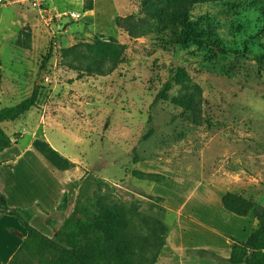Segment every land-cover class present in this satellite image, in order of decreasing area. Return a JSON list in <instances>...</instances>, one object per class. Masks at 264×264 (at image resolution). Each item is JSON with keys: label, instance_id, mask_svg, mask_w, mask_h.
<instances>
[{"label": "rangeland", "instance_id": "1", "mask_svg": "<svg viewBox=\"0 0 264 264\" xmlns=\"http://www.w3.org/2000/svg\"><path fill=\"white\" fill-rule=\"evenodd\" d=\"M53 5L63 16L52 21L30 8L0 7V109L17 104L39 85L33 120L41 122L38 115L46 111L56 126L70 132H53L65 146L54 169L58 179L82 170L66 154L74 160L82 155L81 163L100 177L74 214L90 217L99 205L125 212L130 237L133 241L134 234L137 241L135 264L152 257L154 250L142 239L150 236L154 220L172 228L170 247L182 228L184 247L211 248L195 221L212 226L221 221L218 194L229 171L251 175L254 167L264 166V0L192 4L193 36L179 44L155 31L130 39L116 26L117 18L142 17L140 0H93L91 10L84 9V0H53ZM110 38L125 48L121 63L108 75L81 74L68 64L75 62L71 56L61 55L66 48L90 55L85 44ZM176 67L200 89L196 115L177 102L189 99L177 85L167 100L157 96ZM2 127L17 138L13 131H31L34 123L17 120ZM150 127L152 136L143 140ZM135 170L164 179L139 180ZM178 210L189 219L181 217L178 223L173 213L165 214ZM237 219L227 227L241 236L245 224ZM25 257L20 256L21 264H29ZM196 258L178 256L177 262L197 264Z\"/></svg>", "mask_w": 264, "mask_h": 264}, {"label": "trees", "instance_id": "2", "mask_svg": "<svg viewBox=\"0 0 264 264\" xmlns=\"http://www.w3.org/2000/svg\"><path fill=\"white\" fill-rule=\"evenodd\" d=\"M207 0H140L142 17L133 15L117 18L115 24L122 29L130 39L146 36L153 31L163 40L172 44L187 41L193 36L192 27L188 21V11L192 4ZM93 0H84V9L91 10ZM84 48L90 55L76 51L75 48L61 50L62 57L71 56L75 62L68 63L71 68L81 74L108 75L113 72L122 61L124 45L114 38L108 41L95 40L85 44ZM50 58V52L41 63L44 69ZM105 63H109L105 67ZM172 85L180 87L188 100H177L190 115L199 113V87L190 83L189 77L182 68L176 67L170 72L159 93L158 98L168 99L167 92ZM40 87L34 85L29 97L21 102L0 109V123L12 122L29 111L37 102ZM196 122V121H195ZM154 128L150 127L142 137L146 140L152 136ZM11 138L0 128V152L11 147ZM133 177L153 183L164 179L160 174L133 171ZM65 200L63 201V206ZM224 210L237 216H244L253 211L257 221V228L253 230L245 241L231 239L230 264H264V205H259L251 199L227 192L221 198ZM62 207V205H61ZM30 210L11 209L5 203L0 193V215L13 216L26 231V237L20 245L13 259L26 256L35 264H135L134 257L137 245L133 234L130 237V221L126 213L120 209L99 205L98 211L90 217L81 218L72 214L62 224L56 236L52 239L44 236L30 225L32 215ZM134 228V227H133ZM150 236L143 238V246L152 249V257L147 264H154L160 249L165 243L168 227L154 220L149 223ZM205 256L204 252L198 253ZM143 256V255H142ZM140 257V260L143 257ZM209 256L216 258L213 254ZM14 261V260H13ZM12 264V263H11Z\"/></svg>", "mask_w": 264, "mask_h": 264}, {"label": "crops", "instance_id": "3", "mask_svg": "<svg viewBox=\"0 0 264 264\" xmlns=\"http://www.w3.org/2000/svg\"><path fill=\"white\" fill-rule=\"evenodd\" d=\"M27 97L29 95L20 99L19 102ZM38 105L37 100L36 104L21 117L15 121L6 122L9 124L15 123L17 120H24L34 123L31 131L22 133L13 131L17 138L10 137L9 131L2 127L4 122L0 123V128L13 142L11 147L0 152V193L4 196L5 203L9 208L32 211L30 225L44 236L52 239L63 222L75 213V210L94 190L100 177L98 172L96 175L90 173L85 164L81 163L82 155L74 160L66 154L64 158L71 160L72 164L81 166L82 170L71 179L68 174L65 178L58 179L54 169L57 168L58 155H65V146L62 140L60 143L57 141L53 132H64V135L70 134V132L66 128L56 126L53 117L47 115L46 111L43 115L41 113L38 115L41 122L33 120ZM44 108L48 110L50 107L47 104ZM262 169L264 166L254 167L255 171L251 175H246L243 169L229 171L226 185L224 188L221 187L222 190L218 194L220 204L223 195L231 192L251 199L256 204L264 205ZM64 200L65 204L61 207ZM167 212L173 213L178 223H180L181 217L189 219L187 216L185 217L184 211H165V214ZM221 214L223 217L215 226L195 221L200 228L206 231V238L211 242L210 244H213L211 248L204 245L193 249L184 247L183 238H181L182 228L179 229L180 236L173 239V244L170 247L172 228L165 224L168 227L165 243L154 264H178V256L188 257L191 255L198 257L196 258L197 264H230L227 260L230 256L231 239L245 241L250 233L257 228V221L252 210L244 216H237L226 210L221 211ZM233 218H238L237 220L245 224L241 228L244 229L241 230V236L236 234L234 228L227 227L228 222ZM25 237L26 231L13 216L0 215V264H21L20 256L16 260L13 258ZM221 243L224 249H221ZM199 252H204L207 255L201 256L198 254ZM210 254L216 258L209 256ZM25 260L29 264H35L28 257H25ZM179 263L183 264L184 260L182 259Z\"/></svg>", "mask_w": 264, "mask_h": 264}, {"label": "built area", "instance_id": "4", "mask_svg": "<svg viewBox=\"0 0 264 264\" xmlns=\"http://www.w3.org/2000/svg\"><path fill=\"white\" fill-rule=\"evenodd\" d=\"M19 6L20 8H30L36 11L42 17H46L49 21L58 20L61 15L53 5V0H0V7ZM68 16L71 19L76 18L75 12H70Z\"/></svg>", "mask_w": 264, "mask_h": 264}]
</instances>
